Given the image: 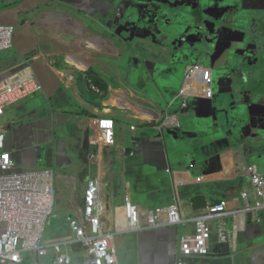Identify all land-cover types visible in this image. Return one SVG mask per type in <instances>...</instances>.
<instances>
[{
	"label": "crops",
	"instance_id": "1",
	"mask_svg": "<svg viewBox=\"0 0 264 264\" xmlns=\"http://www.w3.org/2000/svg\"><path fill=\"white\" fill-rule=\"evenodd\" d=\"M7 3L12 8L2 9L0 24L14 27L13 50L0 56V66L10 70L29 63L44 91L6 109L0 119L4 152L21 171L53 173L58 211L52 222L57 239L73 237L68 218L82 216L84 193L94 178L103 180L100 201L106 227L116 234L118 264H177L183 236L196 229L189 221L127 232L123 225H115L127 200L140 208L143 217L175 202L182 204L189 219L224 200L230 201V208L244 206L242 192L252 188L250 167L257 165L264 173L255 158L264 145L246 148L241 141L247 131L229 129V136L220 132L236 120L229 111L231 117L222 124L226 113L221 111L236 106L230 97L234 92L264 94V0H250L242 12L228 11L224 19L221 0L204 9L207 16L200 9L191 12L189 23H204L205 33L194 29L185 49L207 41L213 52L206 62L180 52L174 32L150 19L132 41V33L120 32L117 25L118 8L132 13L120 5L121 0H0V8ZM42 8L48 19L38 21L40 13H35ZM29 13L35 14L31 23L26 20ZM19 22L25 33L28 28L44 30L39 47L31 43L27 48L25 40L36 39L33 32L15 39ZM228 45L239 47L238 54L227 55ZM174 59L176 66L170 70ZM191 63L213 71L219 102L191 98L189 107L180 109L176 96L185 74L182 68ZM14 71L0 73V78ZM227 72L234 76L232 83ZM259 106L264 114V103ZM169 115L177 116L178 127L163 126ZM103 118L115 121L112 148L92 143L94 130L99 135L95 124ZM219 132L222 137L217 139ZM132 136H137L141 149L124 143ZM225 221L232 230L231 240L223 242L216 231L211 253L190 259L189 264H264V211L242 212ZM54 257L49 250L39 262L53 264ZM31 263L27 258L25 264Z\"/></svg>",
	"mask_w": 264,
	"mask_h": 264
},
{
	"label": "built area",
	"instance_id": "2",
	"mask_svg": "<svg viewBox=\"0 0 264 264\" xmlns=\"http://www.w3.org/2000/svg\"><path fill=\"white\" fill-rule=\"evenodd\" d=\"M13 37L14 27L0 24V56L13 50ZM90 85L97 91L94 84ZM43 91L29 63L0 79V119L8 107ZM177 97L182 100V109L188 107L191 98L213 99L211 70L200 63L188 67ZM176 117L167 116L163 126L178 127ZM95 125L99 135L94 130L92 143L112 148L116 143L115 121L103 118ZM132 130L135 131L136 127L132 126ZM4 143L5 133L0 126V224L4 226L0 233V264H25L27 258L32 260L31 264H41L39 260L47 256L49 250L55 255L53 264H75V260L80 264H118L116 234L113 228L106 227L100 201L103 180L94 178L89 181L84 193L82 216L68 218L73 237L44 242L46 225L56 205L54 175L48 170H19L13 157L4 152ZM249 177L252 188L242 192L241 199L245 204L240 210L230 208V201L224 200L189 219L184 216L182 204L175 202L150 210L143 217L140 208L127 200L122 220L117 216L115 225H123L127 232L138 233L194 221L195 232L183 236L177 260V264H189L190 259L211 253V241L216 231L223 242L231 240L232 230L226 225V217L242 212L257 215L264 211V173L257 165H252Z\"/></svg>",
	"mask_w": 264,
	"mask_h": 264
},
{
	"label": "water",
	"instance_id": "3",
	"mask_svg": "<svg viewBox=\"0 0 264 264\" xmlns=\"http://www.w3.org/2000/svg\"><path fill=\"white\" fill-rule=\"evenodd\" d=\"M216 1L218 0H121L120 5L126 9H130L132 13H124L123 10L118 8L116 11L118 21L117 25L120 32L132 33L131 35L133 37L130 36L132 41L135 39V37H139L138 34H136L137 36L134 34L136 33L137 29H140L139 27L143 22H145V20L149 21L150 19L153 24L160 23V25H165V27L167 26L174 32L172 35H175L176 37L178 42L177 44L181 50L180 52H184L191 59H193V57L195 59L198 57L199 59H203L206 62L210 54L213 52V48L208 44L207 41L202 40L199 43L194 44L192 49H185L186 46L190 44V37L194 29L201 34L205 33L204 23L195 24L193 22L192 24L189 23V20L191 18V12L197 9L201 10L203 16H207V11L204 9H207L213 2ZM221 2V18L224 19V16L228 11H231L234 14H239V12H242L250 0H221ZM170 18H172L173 21H169ZM219 45L221 44L219 43L217 45V50ZM239 51V47L235 45L227 46V55L235 56ZM175 62V59L170 62V70L176 66ZM185 66L186 65L184 64L182 73H184ZM17 71L18 70H15L14 72ZM226 78L231 83L234 80V76L230 74V72H227ZM237 89H239V87H237ZM213 95V99L200 98V100L216 103L219 102L216 91H214V76ZM230 97L236 102V106L230 110L223 109L221 111L222 113H226L221 123L224 124L225 120L228 122L229 118L231 117L229 111L235 113L236 120L233 123H228V125H226L223 130H220V132L222 131V133H224L226 136H229V129L230 131L237 133H239L241 130L247 131L245 140H242L241 142H245L244 145L246 148H253L257 150V146L264 145V114H262L261 111L263 109L262 106H259L264 103V94H237L234 92ZM177 99L182 101L179 97H177ZM224 102L227 103L226 100ZM186 109L183 108V110ZM215 125L219 126L216 124V121ZM220 132L215 138L219 139L222 137ZM136 137L137 136H132L126 139L124 143L130 145V147L134 150H139L141 149V144L139 145ZM261 148H263V150L259 153H255V158L259 163V166L264 170V147L262 146ZM249 155L250 158L254 160V154L251 152Z\"/></svg>",
	"mask_w": 264,
	"mask_h": 264
},
{
	"label": "rangeland",
	"instance_id": "4",
	"mask_svg": "<svg viewBox=\"0 0 264 264\" xmlns=\"http://www.w3.org/2000/svg\"><path fill=\"white\" fill-rule=\"evenodd\" d=\"M12 7H9L8 6V3L4 6V7H2V8H0V13L2 12V9H11ZM43 11H44V9L42 8L41 10H37L36 11V16L38 15V13H40L39 15H38V17H35V14H34V16H32V14L31 13H29L28 14V16L26 17V20H28V22L29 23H31V21L34 19V17L36 18V20H38V21H44L45 19H48V16L45 14V13H43ZM36 20H34L35 22H36ZM15 27H16V32H15V39H16V37L21 33V34H24V36L23 37H26V36H30L32 33L31 32H33L34 33V35L36 36V39H35V37H34V41L32 40V39H26L25 41L28 43V47L27 48H30V45H31V43L34 45V47L36 46V47H39L37 44H39V40L41 41V36H43V35H45V32H44V30H42V29H38V28H32V30H30L31 28H28L29 29V31L28 32H24L23 30H24V28L22 27V24L19 22V23H16V25H15ZM22 28V29H21ZM20 34V35H21ZM19 38H20V36H19ZM18 38V39H19ZM25 46V45H24ZM8 54V53H7ZM3 55H5V54H3ZM2 56V55H1ZM11 58H8L7 60H10ZM23 64V63H22ZM22 64H20V65H18V66H16V67H18V68H16V67H14V68H12V69H10V70H7V68H4V66L5 65H3V66H0V73H2V74H4V73H9V72H12V71H14V70H19L21 67H23L24 66V64L22 65ZM22 65V66H21ZM12 66H14V65H12ZM20 66V67H19ZM169 68V67H168ZM5 70V71H4ZM7 70V71H6ZM13 73H16V72H13ZM13 73H11V74H8V75H12ZM2 74H0V75H2ZM5 77V76H4ZM0 79H2V78H0ZM57 211H58V207H57V202H56V205H55V209H54V216H52V217H55V214L57 213ZM51 217V218H52ZM50 218V219H51ZM48 220V222L50 223H48L47 222V225H46V229H45V233H44V238H43V240H44V242L45 241H50V240H55V239H57V238H59L60 236L56 233V230H55V228H54V223L52 222V220H53V218L51 219V220ZM1 225L2 224H0V233L3 231V228L1 227Z\"/></svg>",
	"mask_w": 264,
	"mask_h": 264
},
{
	"label": "flooded vegetation",
	"instance_id": "5",
	"mask_svg": "<svg viewBox=\"0 0 264 264\" xmlns=\"http://www.w3.org/2000/svg\"><path fill=\"white\" fill-rule=\"evenodd\" d=\"M200 64H201V63H200ZM185 65H187V64H185ZM192 65H194V64L191 63V64L189 65V67L192 66ZM202 65H203V64H202ZM185 68L188 69V66H187V67L185 66ZM186 69H184V73H186V71H187ZM209 69H210V68H209ZM210 70H211V69H210ZM182 72H183V68H182ZM184 73H183V74H184ZM211 73H212V75H213V71H212V70H211ZM184 76H185V74H184ZM183 80H184V78H183ZM183 80H182V82H181V85L179 86L178 93H179V91H180L181 88H182ZM178 93H177V94H178ZM179 101H180V100H179ZM180 107H181V109H182V101H180ZM188 107H189V103H188ZM188 107H187V108H188ZM185 109H186V108H185Z\"/></svg>",
	"mask_w": 264,
	"mask_h": 264
},
{
	"label": "bare ground",
	"instance_id": "6",
	"mask_svg": "<svg viewBox=\"0 0 264 264\" xmlns=\"http://www.w3.org/2000/svg\"><path fill=\"white\" fill-rule=\"evenodd\" d=\"M121 220H122V213L120 214V216H118Z\"/></svg>",
	"mask_w": 264,
	"mask_h": 264
}]
</instances>
